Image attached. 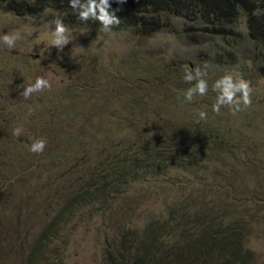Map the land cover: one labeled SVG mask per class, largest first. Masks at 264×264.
<instances>
[{"label": "trees", "instance_id": "16d2710c", "mask_svg": "<svg viewBox=\"0 0 264 264\" xmlns=\"http://www.w3.org/2000/svg\"><path fill=\"white\" fill-rule=\"evenodd\" d=\"M109 4V11L120 19L110 32L102 31L94 19L79 20V10L71 8L69 0H0V11L32 19L51 13L48 21L60 19L69 30L86 32L89 45L100 33H126L147 41L165 32L188 46L209 45L212 55L186 66L173 60L175 79L164 76L156 61L140 73L130 64L112 76L108 86L102 81L106 73L95 67L99 59H84L81 65L92 61L89 72L94 79L81 68L77 79L81 82L60 90V96L80 99L62 105L44 94L37 99L45 119L35 140L47 141L40 154L20 147L27 141L14 134L21 121L15 124L12 107L0 104V115L5 113L0 121V209L11 200L12 210L20 215L17 228L26 229L22 239L31 238L25 264H66L74 232L102 214L109 220L98 232L104 233L102 264H264L252 247L264 238L260 215L264 146L232 123L224 105L219 114L212 110L222 92V86L214 91L213 85L227 75L213 67L233 69L248 61L251 74L243 66L239 75L250 86L256 79L264 80V0H109ZM197 68L199 76L194 72ZM189 70L194 78L186 82ZM84 76L96 88L88 90L91 85ZM200 79L207 81V93H194L192 101H186L187 90ZM5 99L0 97V102ZM80 100L85 114L76 129L65 115L76 120ZM112 105L123 112L110 113L108 117L115 119L106 120ZM200 112L206 113V119H200ZM238 113L251 118L246 116L247 108ZM244 124L252 126L250 120ZM34 170L41 181L34 191L39 200L34 202L44 211V219L28 207L19 208L17 201L23 200L16 201L11 189L12 178L29 180ZM58 193L66 199L61 201ZM31 194L26 193V198ZM152 198L160 209L150 207ZM131 218L139 222L137 227ZM254 219L259 228L250 226ZM4 226L0 219V228ZM97 237L96 241L101 239Z\"/></svg>", "mask_w": 264, "mask_h": 264}, {"label": "rangeland", "instance_id": "374dc122", "mask_svg": "<svg viewBox=\"0 0 264 264\" xmlns=\"http://www.w3.org/2000/svg\"><path fill=\"white\" fill-rule=\"evenodd\" d=\"M50 16L51 13L48 16L43 15L42 18L32 19L16 17L13 14L0 11V97L3 99L5 97L9 98L0 102V104L6 108L12 107V110H14L12 112V119L15 124L21 121L16 129H20L19 136L22 140L27 138V141L25 143L21 142L22 145H20L22 149L26 150H29V145L37 138L39 132L38 127L40 128L41 121L45 119L44 114H42L37 104V99L44 94L48 95L49 99L54 100V102H59L61 105L68 104L80 98L68 95H65V97L60 96L62 94L60 90L66 88L68 85L72 87V83L78 81L77 79L82 72L81 68L86 69L85 71L91 80L94 79L89 72L90 68H92V61L85 62L84 65H81L80 63H83L84 59L85 61L95 57L99 59V65L97 64L95 67H97V70L101 69L106 73L103 75L102 81H106V86H108L113 81L112 76L117 75L116 73L121 69L126 71L130 64L136 66L137 71L140 73L144 72L150 65V61H156L158 67L162 68V72L165 73L163 74L164 76H170L175 79V73H172L173 70L170 67L173 60H181L186 66L188 62L200 56L210 58L209 56L212 55L211 46L209 45L188 46L176 36L169 33L166 34L165 32H161L149 38L147 41H138L137 38L126 33H100L101 36H98L94 41H89V45L85 39L87 33L76 29H68L70 42L62 50H59L51 45V33L55 28V24L52 23L53 20L48 21ZM238 23L242 25L243 20L240 19ZM172 24L174 27L179 26L178 21L175 20L172 21ZM17 32H19L20 38L15 41V47L8 48L3 42V36L5 34L12 35ZM63 63L66 64L64 67L61 66ZM70 65L73 66L72 71L70 70ZM243 66L247 69V73L251 74L252 66L250 63L245 61ZM243 66L241 67L239 65L233 69L213 68L217 71L236 76L241 73ZM160 74L162 75V73ZM37 77L48 79L51 87L34 93L29 99H24L20 93L29 84L35 83ZM87 77L84 76V80H87L91 85ZM124 82L129 84L127 81ZM93 88L96 87L91 85L88 90H93ZM251 88L253 89L251 94L252 103L247 108L246 113V116L251 118L247 119L244 114L238 112L234 115L229 107H225V110L229 112L232 123L240 127L246 137L258 141L262 148L264 146V80L256 79L255 84H252ZM16 92L25 101L23 104L20 103ZM87 96L85 95V98ZM92 103L94 101L86 104V106ZM76 104H78L76 110L77 119L73 121L70 114L65 115V118L68 119V123L73 124L77 129L81 126L85 112L81 109L83 100L78 101ZM110 109L112 111L107 112L106 120L115 119V117H108L110 113L113 115L117 112L118 115L123 112L122 110L120 111L119 105L113 106ZM4 116L5 113L0 115V121L3 120L2 117ZM246 120H250L252 124L250 128H245L244 122ZM105 127L108 128V124H105ZM124 134L125 132L116 135V138L119 139ZM100 136L95 133V137L99 138ZM14 156H12L13 159H15ZM262 156V159H264V155L260 153V157ZM16 165V162L11 163L12 167H16ZM34 171V176L29 180H22V177L19 179L12 178L10 182L12 185L11 189L16 194V201L19 198L23 200L17 201L19 208L25 209L28 207V210H31L30 212H39L40 218L44 219L41 214L44 211H41L38 203L34 202L35 200H39V194L34 191L40 186L39 183L41 182L36 179L37 170ZM179 176H182V174L180 173ZM56 187L54 186V188ZM49 188L54 189L53 187ZM26 193H32L28 199L26 198ZM174 193L176 194L177 191L175 190ZM59 196L61 201L64 198L66 199L63 195L61 196L59 194ZM54 200L55 198L53 199V204L54 209H56L58 205L54 203ZM183 200H185L184 197ZM10 202L11 200L5 208L0 209V219L5 223V226L0 228V264H25L29 253L28 243L31 241V238L27 242L22 239L24 238L23 233L26 229L21 230V227L17 228L20 215L15 210H12V203ZM149 205L154 210L160 209L161 207L154 198L151 199ZM94 206L96 204L86 209ZM129 212L131 213V211ZM27 215L29 217L35 216L33 213ZM133 215L134 212L131 213V216ZM260 215L264 216V212H261ZM103 218V214L96 215L89 219L88 223L81 224V227L79 226V229L74 232L73 238L69 245H67L68 251L65 253L66 264H102L101 257L104 250L102 238L104 231H100V233H103L102 235L98 232L102 228H106L109 222V220ZM257 220L254 219L250 224L253 229H256V227L259 228ZM131 223L137 227L139 222L131 218ZM39 227L40 225L35 226L36 229H39ZM256 234L257 232H255L253 237ZM30 235L32 234L30 233ZM97 236L101 237L98 241H96L99 238ZM254 240L255 238L251 239V241ZM12 241H14V245H12ZM253 244L256 243L253 242ZM252 247L261 256L262 261H264V238H261L259 245H252Z\"/></svg>", "mask_w": 264, "mask_h": 264}, {"label": "clouds", "instance_id": "9594fccd", "mask_svg": "<svg viewBox=\"0 0 264 264\" xmlns=\"http://www.w3.org/2000/svg\"><path fill=\"white\" fill-rule=\"evenodd\" d=\"M118 3H124L125 0H117ZM71 8L78 9V19L81 21H88L89 19H94L100 23L102 26V31L110 32L114 26L120 24V19L109 11L110 4L109 0H69ZM79 5V7H77ZM55 28L52 31V41L51 45L55 46L57 49L62 50L65 45L70 42V35L68 28L60 19H56L54 22ZM20 38L19 32L9 35L5 34L3 36V42L8 48L15 47V41ZM192 70H189L185 76L184 80L186 82H191L193 80ZM197 76L201 74V69L197 68L194 70ZM207 74V73H205ZM236 78V82H233V78ZM222 92L217 96L216 103L212 106L213 112L219 114L221 110V105L229 107L232 113L235 115L237 112H240L251 106L252 99L251 94L253 89L250 86V83L243 79L242 76L233 74H227L217 80L213 85V90L216 91L218 88H221ZM50 81L44 77H37L35 83L29 84L23 89L20 95L24 99H29L34 93L43 91L46 88H50ZM208 84L205 79H200L195 88H189L185 94V99L188 102H191L194 96V93H197L200 96H204L207 93ZM239 94V95H237ZM31 114V113H29ZM200 119H206V113H199ZM15 135L19 136L20 129L15 130ZM47 145L46 139H37L29 145V151L34 154L43 153Z\"/></svg>", "mask_w": 264, "mask_h": 264}]
</instances>
